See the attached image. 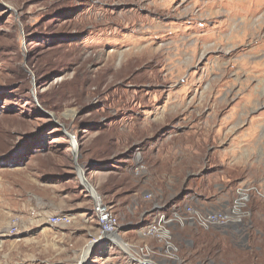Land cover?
<instances>
[{
	"label": "rangeland",
	"instance_id": "374dc122",
	"mask_svg": "<svg viewBox=\"0 0 264 264\" xmlns=\"http://www.w3.org/2000/svg\"><path fill=\"white\" fill-rule=\"evenodd\" d=\"M240 1L0 0V264L73 263L57 260L72 248L78 264H264V0ZM243 183L236 229L191 228L144 262L153 214L217 209ZM57 207L86 230L35 222Z\"/></svg>",
	"mask_w": 264,
	"mask_h": 264
},
{
	"label": "built area",
	"instance_id": "2783aa9c",
	"mask_svg": "<svg viewBox=\"0 0 264 264\" xmlns=\"http://www.w3.org/2000/svg\"><path fill=\"white\" fill-rule=\"evenodd\" d=\"M253 190H256L253 186L243 183L235 189L231 201L226 206L217 209H203L186 205L181 211L174 210L170 216L166 215L164 211H160L140 231L143 238H149L160 243L158 249L152 248L146 243L140 246L144 262H148L156 251H160L166 258L172 257L176 249L172 241L173 225L185 226L189 224L201 229L210 227L230 228L240 225L248 214L246 208L250 200V193ZM144 197L150 199L152 193H145ZM93 211L98 222L100 235L107 237L111 242L116 241L119 220L112 207L98 197L94 199ZM47 220L53 226L71 223V218L66 214H54L49 216Z\"/></svg>",
	"mask_w": 264,
	"mask_h": 264
},
{
	"label": "crops",
	"instance_id": "0c3cea01",
	"mask_svg": "<svg viewBox=\"0 0 264 264\" xmlns=\"http://www.w3.org/2000/svg\"><path fill=\"white\" fill-rule=\"evenodd\" d=\"M151 191H146L145 193H150ZM144 193V194H145ZM201 197V196H200ZM145 198V197H144ZM152 198V197H151ZM150 198V199H151ZM150 199H146V200H150ZM231 200L230 199H228V198H226L225 196H223V197H220L218 200H217V206H215L216 208H220V207H224V206H226L229 202H230ZM186 205H188V203H185V204H183V205H178V206H176L177 207V209L178 208H181L182 206H183V208L186 206ZM200 208H203V209H215L214 207H210V208H207V207H202V206H200ZM63 211H65V209L63 210V209H60V208H56L55 209V211H52V212H54V213H51V212H48V211H46V210H41V211H38V212H36V219H35V222L39 225L40 223H42V222H45V220L47 219V217L48 216H51V215H54V214H57V213H59V212H63ZM160 212V211H159ZM159 212H157V214L159 213ZM62 214H64V213H62ZM156 213L155 214H153L152 215V218H151V220L150 221H152L153 219H154V217L157 215ZM93 217H94V219H95V221H96V224H97V226H98V222H97V219H96V216H95V214H94V211H93ZM87 220H89L88 218H86V221ZM85 221V218L84 217H81V218H79V220L77 221V223H75L76 221H73V223L71 224H69V225H50L49 224V226H52V227H59V228H66V227H68L69 229H70V227H72L73 226V228L74 229H71L72 231H70L73 235H75V232L76 231H81V230H86L85 229V227L84 226H86L85 224H84V222H86ZM71 225V226H70ZM239 225H237V226H234V227H230V228H228V229H231V228H233V229H236L237 227H238ZM99 227V226H98ZM191 228H195L194 226H192V225H189V224H187L186 225V227L185 228H181V227H173V236H174V240L176 239V240H180V241H185L186 243H191L192 242V239H191V236H192V233L190 232V230H191ZM196 229V228H195ZM42 231V233L44 234V236H46L47 234H49L47 231H44L43 229L41 230ZM192 231V230H191ZM60 233H63V232H60ZM63 234H65V235H54V237L55 236H57L58 237V239L60 240V239H66L67 237L69 238L70 237V235L69 234H67V233H63ZM140 239L141 240H143V241H145V243L146 244H149L152 248H156V249H158L159 248V245H155V243H154V241L152 240V239H149V238H141L140 237ZM149 242V243H148ZM116 249V248H115ZM60 250H63V248H60ZM79 250L78 249H69V251H65V253H64V255L66 254L68 257H62V258H60V256L58 257V261H60L61 262V260L62 259H70V260H73V263H70V262H68L67 264H78L79 263V261H81V258H83L84 257V255L86 254H83V252H81V250H80V252H81V254H82V256H81V254H80V252L78 253L79 255H77V252H78ZM196 251H197V249H196ZM70 254V255H69ZM180 255L181 254H185V251H183L182 249H181V251H180V253H179ZM76 256H77V260H76ZM181 259L182 260H180V263H178V264H201V262H200V260H196V261H194V262H191V261H188V260H186V259H184V258H182V256H181ZM217 260V259H216ZM75 261H76V263H75ZM186 261V262H185ZM59 264V263H58ZM60 264H65V262H63V263H60ZM163 264H177V263H175L174 261H169V259H166V260H164V263ZM208 264H217V262H215V259L214 260H212V261H209V263Z\"/></svg>",
	"mask_w": 264,
	"mask_h": 264
},
{
	"label": "bare ground",
	"instance_id": "6f19581e",
	"mask_svg": "<svg viewBox=\"0 0 264 264\" xmlns=\"http://www.w3.org/2000/svg\"><path fill=\"white\" fill-rule=\"evenodd\" d=\"M229 1V0H228ZM238 3H242V5L243 6H247V4H250V7H251V12H253V8L254 7H258L257 5L256 6H254V0L252 1V0H243V1H240V2H238ZM234 4V3H233ZM247 15V14H246ZM248 26V25H247ZM142 260V259H141Z\"/></svg>",
	"mask_w": 264,
	"mask_h": 264
},
{
	"label": "water",
	"instance_id": "95a60500",
	"mask_svg": "<svg viewBox=\"0 0 264 264\" xmlns=\"http://www.w3.org/2000/svg\"><path fill=\"white\" fill-rule=\"evenodd\" d=\"M105 239H108L107 237H104Z\"/></svg>",
	"mask_w": 264,
	"mask_h": 264
}]
</instances>
